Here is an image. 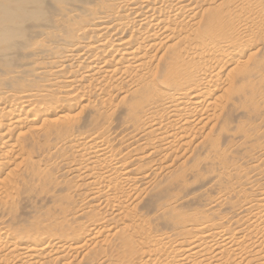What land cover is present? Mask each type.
Instances as JSON below:
<instances>
[{
  "label": "bare ground",
  "instance_id": "6f19581e",
  "mask_svg": "<svg viewBox=\"0 0 264 264\" xmlns=\"http://www.w3.org/2000/svg\"><path fill=\"white\" fill-rule=\"evenodd\" d=\"M263 18L264 0H0V181L82 197L72 220L102 212L85 241L109 238L0 239V264H264Z\"/></svg>",
  "mask_w": 264,
  "mask_h": 264
},
{
  "label": "rangeland",
  "instance_id": "374dc122",
  "mask_svg": "<svg viewBox=\"0 0 264 264\" xmlns=\"http://www.w3.org/2000/svg\"><path fill=\"white\" fill-rule=\"evenodd\" d=\"M246 84L244 82L242 85ZM246 117L247 114H233L229 120L231 129L236 128L240 122L247 123ZM118 129L119 127L115 124V130ZM232 146H234L232 142L226 144L227 148ZM248 153L249 149L241 148L240 154H235V157H246ZM205 171L210 172L211 169L209 168ZM8 173L11 175L0 181V239L12 238L20 240L23 234H26L29 238H44L45 241L54 237L55 239L57 238L60 248L68 241L73 244V249L71 250L76 249L85 253L95 245L105 246L108 243L109 238L106 235L97 239L94 243L89 244L86 242L87 231L91 228V225L96 223L97 218L100 217L99 214H102V212H99L97 216L93 215L79 220L71 219V213L81 207V202L84 201L82 197L75 196L72 201L61 202V196H59L56 200H51L47 197V193L39 188L35 177H23L14 171V167ZM6 179L7 181H5ZM79 181L74 180L75 183ZM48 189H46V192H48ZM191 193L192 195L189 202L185 205L186 207L201 208L205 205L207 198L214 196L211 191L200 196L198 187H194ZM57 204L60 205L57 207ZM143 212L149 213V210L145 209ZM232 214V209L225 208L215 219L231 217ZM164 224L165 222L156 224L157 229L159 230ZM118 225L119 223L114 222L112 227ZM161 231H169V226L165 225ZM56 264L85 263L79 254L77 256H67L63 262Z\"/></svg>",
  "mask_w": 264,
  "mask_h": 264
}]
</instances>
